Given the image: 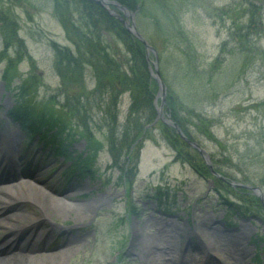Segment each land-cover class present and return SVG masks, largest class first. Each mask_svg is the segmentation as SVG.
<instances>
[{"label":"rangeland","instance_id":"374dc122","mask_svg":"<svg viewBox=\"0 0 264 264\" xmlns=\"http://www.w3.org/2000/svg\"><path fill=\"white\" fill-rule=\"evenodd\" d=\"M0 2L5 18L0 22V134H5L0 136V151L6 141L13 145L29 142V151L12 153L23 155L21 159L15 157L23 168L30 166L31 160L41 172L39 179L18 174L0 182V187L12 193L13 185L24 184L60 201L88 207L80 216L60 215L52 210L36 211L28 200L18 202L19 196H11L6 213L19 215L12 225L21 227L37 215L33 238L48 229L43 237L47 244L51 241L57 245L52 252L69 253L64 264H144L136 250L140 240L147 238L157 251L156 259L164 255L204 264L206 254L210 257L205 255V264L220 258L230 264H264V248L252 242L256 234L264 237V200L241 186L259 188L264 199V0H252L254 6L245 0H143L142 5L138 2L131 9L136 11V29L157 53L154 59L165 85V112L185 133L170 112L168 97L172 95L194 136L187 137L198 142L225 180L214 176L200 154L179 135L175 140L156 122L147 124L146 134L123 143L121 125L110 124L113 113L109 108L102 110L103 99L90 96L78 106L73 100L78 91L73 98L69 93L74 84L67 86L61 80L62 62L50 41L73 45L52 9V0H25L20 6ZM250 16L249 33L239 41L241 36L231 32L236 27L245 33ZM9 24L15 25L14 30ZM253 26L260 29L258 35L252 33ZM18 38L22 45H18ZM122 53L126 56V51L120 50V57ZM25 77L37 81L28 92L32 101L39 108L62 114L73 133V139L64 141L72 151L85 149L83 158L91 163L90 172H75L66 182L61 173L68 171V161L60 157L57 164L50 149L43 155L37 135L30 138L28 131L9 122L7 110L15 103L17 86ZM87 83L93 84L89 73ZM152 102L158 104L159 98L153 97ZM128 103L125 92L117 105L120 123ZM194 112L210 120L209 136L200 131L206 129L205 122L191 127ZM9 132L17 134L18 141L8 140ZM54 164L57 167L52 169ZM230 202L241 206L239 212L226 207ZM31 209L35 214L24 217L22 210ZM77 216L84 218L76 221ZM50 224L76 226L69 233L65 228L67 235L55 239ZM0 225L4 232L7 226ZM157 245L169 254L158 250ZM18 253L15 248L11 252ZM256 253L259 262L252 263Z\"/></svg>","mask_w":264,"mask_h":264},{"label":"trees","instance_id":"16d2710c","mask_svg":"<svg viewBox=\"0 0 264 264\" xmlns=\"http://www.w3.org/2000/svg\"><path fill=\"white\" fill-rule=\"evenodd\" d=\"M7 1L13 6H20L25 0ZM117 1L132 9L136 8L138 2H141V5L143 3V0ZM245 2L250 4V6H254L252 5V0H245ZM2 7L3 4L0 2V22L2 21L3 23L5 18L1 14ZM52 9L62 25L67 40L73 45L71 47L54 40L50 41V46L58 57V61L62 62V70L59 74L62 82H64L63 84L67 86L74 84V89L69 91L72 98L74 97L73 94L78 91L77 98H73L75 104L82 106L88 101L90 96L94 97L99 95L104 102L102 104V110L109 108V111L113 113L110 124L114 126H118L117 124L121 125L119 135L123 138V143L128 144L135 136L146 134L147 124L152 122L156 115L152 101L157 91V83L149 74L143 44L124 28L120 20L111 16L93 0H52ZM7 13L10 14L9 7L7 8ZM156 23L158 25V22ZM258 24L261 26L259 22ZM250 26L251 16L248 25L244 29L245 33L237 31V28L234 27L231 34L234 36L238 34V36H241L238 38L239 41H242L243 37H247ZM8 27H13L14 30L15 25L9 24ZM259 30L257 31L253 26L252 33L258 35ZM8 39L10 38L8 37ZM17 41L18 45H22L23 42L20 38ZM116 50L119 51L117 52ZM120 50H125L127 57L122 53L121 58L119 56ZM23 54L22 52L21 55ZM15 65L11 64L10 66ZM87 73L90 74L93 81L91 86L87 83ZM3 76H7L6 71H4ZM33 82L37 83L36 80L30 77L22 79L19 86H17L16 102L10 114L23 123L28 122L30 129H35V127L42 129L43 136H46L51 131L49 141L59 142L60 140L63 142L62 136H65V128H63V125L65 122L61 118L62 114L47 111L45 107L39 108V105H36L32 101L28 92H31ZM125 92L128 93L129 103L124 120L120 123L117 117V105L121 95ZM168 104L173 117L183 127L185 133L191 136L192 131L190 125L186 124V120H184L185 116L178 112L179 107H177L172 95L168 97ZM73 110L78 113L76 106H74ZM191 116L195 120L194 125L191 127L205 122L206 129L200 131L205 133L206 136H209L210 120L197 112H194ZM156 123H158L157 126L161 131H166L175 140L178 139V134L173 128L167 127L160 121ZM110 124L109 126L112 127ZM191 137L194 138L193 135ZM61 147L62 150L58 151L65 158L74 159L72 153L65 146ZM87 163L90 164L88 160L86 161L81 158L78 160L74 159L68 171L70 173L72 171H85L88 166ZM228 205L232 208L235 207L236 210H239L238 207H241L231 202ZM259 239L264 244V237L259 236Z\"/></svg>","mask_w":264,"mask_h":264},{"label":"bare ground","instance_id":"6f19581e","mask_svg":"<svg viewBox=\"0 0 264 264\" xmlns=\"http://www.w3.org/2000/svg\"><path fill=\"white\" fill-rule=\"evenodd\" d=\"M5 134H0V136H4ZM8 140L10 139V141L13 139L14 141H17V135L13 134L11 132L8 133V135H6ZM3 160H5L3 158ZM24 169L23 168H19V166L12 171L10 165L8 167V171L5 173L4 178H10V177H14L17 176L19 173H22ZM18 172V174H16ZM3 173V171H2ZM1 173V175H2ZM25 183V182H24ZM4 192L6 190H3ZM12 193H3V195H0V224H4V225H9V228H16L19 225H12L11 222H15L17 220V218H19V215L16 214L15 212H10V213H6L7 209L10 207V203L12 198L11 196H19L20 199L24 198L25 200H28L29 203L33 204L35 209H37L36 211H44L46 212L47 210H52L54 213L57 214H77V215H81L83 214L84 210H87L88 207H85L83 204H77V203H72V202H67V201H63V200H59L56 198H52L54 196L49 195L48 193H45V191L43 190H39L35 187H31L28 185H24V184H19L16 186H12L11 189ZM12 194V195H9ZM9 196L10 198L8 200H6L5 196ZM24 213V217L26 216H30L32 217V215H34V210L31 209L29 211L27 210H22ZM34 213V214H33ZM6 214V215H5ZM37 215H35L34 217L30 218V220H33L36 218ZM77 216V218H75L74 220L76 221H81L84 217H79ZM23 224V223H22ZM76 224V223H75ZM76 226V225H75ZM36 227L34 226V224H32L29 229ZM74 227V226H73ZM72 226L68 227V229H66L67 231L73 228ZM50 228H51V233L53 232H59L61 226L60 225H55V224H50ZM50 232V231H49ZM35 235V234H34ZM42 235V232L39 231L37 234L36 238H32L29 243L31 245H29L28 247L30 248V250L35 249L34 246H32V244H39L40 248H45L46 250H40L36 253H26V254H21L19 255V257H10V256H6L2 254V251L0 250V264H64V261L68 258V252L67 253H63L61 251H47L49 250V247L47 245V241L45 237H42L40 239H37L38 237H40ZM22 238V234L20 235V241ZM37 239V240H36ZM148 238L147 239H141V244H138L137 250H136V255L140 256L141 258H143L142 260L144 261V264H165L166 262H157V259L155 257L156 255V251L151 247L150 243H148ZM32 241V243H31ZM136 244L138 243V241L135 242ZM134 243V244H135ZM243 248H241L242 251ZM243 253V252H242ZM231 254V253H229ZM206 255V254H205ZM207 257L209 255H206ZM232 256V255H229ZM210 257V256H209ZM212 260V259H211ZM170 264H194V260H184V259H178L177 261L172 260ZM207 264H230L227 263L225 261V259L220 258L218 259V261L213 262L210 261Z\"/></svg>","mask_w":264,"mask_h":264},{"label":"water","instance_id":"95a60500","mask_svg":"<svg viewBox=\"0 0 264 264\" xmlns=\"http://www.w3.org/2000/svg\"><path fill=\"white\" fill-rule=\"evenodd\" d=\"M97 1L99 4H101L104 8H106L111 14L118 16V14H116L112 9H110V5H115L116 7L120 8L127 16H129L131 19L130 21L128 20H124V25L127 28V30L129 32H131L133 35H135L139 40H141L143 42V44L146 47V52L148 53L149 51H152L154 53V55L156 56V53L154 51V49L147 43V41L145 40V38L137 31L136 27H135V22L133 19V14L130 13L126 8H124L123 6H120L119 4L115 3L114 1L111 0H95ZM121 18V17H120ZM154 68L152 69L150 67V72L151 75L156 79L157 83H158V94L157 96H160L161 98V103L160 105L156 106V110H157V118H159L160 120H162L164 123L169 124L173 127L176 128L178 134L192 147L196 148L199 152V154L203 157L205 163L207 164L208 168L211 170V172L213 174H215L216 176H219L220 178H223L220 174H218L217 172L214 171L209 157L206 154V152L204 151L203 148H201L195 141H192L191 139L187 138L181 128L178 126V124L171 118V116L169 114H165L164 110H163V103H164V95H165V85L163 83V81L161 80V76L158 72L157 69V61L155 60L153 62ZM234 184V183H232ZM236 185V184H235ZM245 186V185H242ZM249 187L250 189L254 190L256 194L259 195L260 200L263 202V196L261 194V191L259 190V188L257 187H252V186H246Z\"/></svg>","mask_w":264,"mask_h":264}]
</instances>
